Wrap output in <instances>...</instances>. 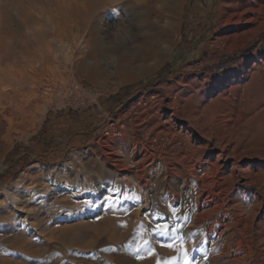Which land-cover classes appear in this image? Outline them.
Wrapping results in <instances>:
<instances>
[{
  "label": "rangeland",
  "instance_id": "374dc122",
  "mask_svg": "<svg viewBox=\"0 0 264 264\" xmlns=\"http://www.w3.org/2000/svg\"><path fill=\"white\" fill-rule=\"evenodd\" d=\"M183 2L175 44L161 63L155 58L138 60L127 80L108 77L123 52L141 42L133 32L101 54L97 82L71 72L74 67L69 65V77L65 83L57 82L47 103L28 101L17 85L0 96V212L6 213L0 220L4 248L0 264H36L25 249L38 248L48 233H55L59 241L47 251L58 264H112L126 254L133 264L142 255H148L150 264H206L200 261V251L205 249L202 240L211 218L195 224L184 198L173 202L162 194L163 163L156 165L159 180L146 188L124 168L135 163L134 150L161 151L156 147L159 141L168 145L167 151L175 150L168 136L158 138L149 131L161 126L172 110L198 111L202 121L212 123L236 102L240 103L236 125L230 129L214 121L215 133L200 150L205 151L203 158L225 157L229 146L219 139L223 135L232 147L264 156V66L253 65L257 56H264V32L241 45L240 39H227L219 29L226 0ZM53 11L43 0H0V20L9 17L15 27H22L26 14L44 24ZM23 39L15 47L20 60L25 59ZM63 55L71 57L72 50L66 47ZM226 89L229 95L218 99ZM25 104L34 108L31 116ZM181 121L177 115L169 122L179 129ZM194 137L195 146L203 142L201 134ZM110 151L121 159L119 165L111 161ZM256 176L264 180V166L261 173L251 167L244 178L235 180L232 190L239 224L248 229L245 238L264 264V245L258 240L264 231L260 225L264 196L260 186L246 183ZM191 193L195 203L196 193ZM117 201L139 219L124 216L116 229L98 232L93 223L110 213ZM164 224L175 231H154Z\"/></svg>",
  "mask_w": 264,
  "mask_h": 264
},
{
  "label": "bare ground",
  "instance_id": "6f19581e",
  "mask_svg": "<svg viewBox=\"0 0 264 264\" xmlns=\"http://www.w3.org/2000/svg\"><path fill=\"white\" fill-rule=\"evenodd\" d=\"M43 1L54 9V14L44 24L36 23L29 14L25 15L22 27H15L9 17L0 20L1 97L7 89H12L17 85L19 93L24 95L28 101L47 103L53 97L57 82L65 83L69 77L68 71L70 70L67 71L69 65L74 67L71 72L84 73L92 83L97 82V66L104 61H101L103 59L101 54L108 47L119 42L121 44V41L133 32L139 35L141 42L135 45L132 50L123 52L117 67L114 64L115 70H112L108 77L121 76L127 80L129 78L127 72L138 60L145 61L155 58L158 63H161L175 44V34L179 27V17L184 5V0ZM226 6L222 12L219 29L227 39H240V44L245 45L257 34L264 32V0H226ZM22 38L24 39L21 48L23 47L22 52L25 54V59L20 60L15 55V47ZM66 47L72 50V56L64 59L63 53ZM77 50H79L78 53ZM256 60L253 65L264 66L263 55L257 56ZM62 67L65 68L64 71ZM61 90L63 89L61 88ZM227 93L229 90L226 89L218 94L217 98L224 100L229 95ZM239 104L236 102V105L223 111V118L215 119V123H222L225 127L233 129L240 115ZM24 106L25 112L31 116L34 113V108L31 104ZM177 115L182 119L179 129L170 125L169 122ZM18 117L16 115L14 118H10V121L16 120ZM213 122L202 121L198 111L178 114L176 110H172L161 126L151 127L149 131H153L158 138L168 136L172 140L175 150L167 151L168 145H163L160 141L156 147H162L161 151L157 149L151 151L148 147L146 150H134L135 163L132 164V168L124 169L134 174L139 184L146 188L152 181L159 180L156 165L163 163L165 172L159 180L162 183V194L171 198L173 202H177L179 197L184 198L183 204L189 212L194 214L195 224L199 223L201 219L211 218L210 221H207V237L202 240V246H205V249L200 251V261H206V264H215L216 262L261 264L256 249L252 248L248 239L245 238L248 229L244 224H239L238 210H236L232 189L236 183L235 180L244 178L251 167H254L257 173H261L264 156L256 152L245 151L240 147H232L230 138L223 135L219 139L229 146L224 152L225 157L203 158L205 151H202L201 154L200 150L206 147L205 141L212 138L215 133ZM2 126L3 123H0V128ZM197 134H201L203 142L195 146L191 141L196 138L194 136ZM186 140L190 142H185ZM109 157L114 165H119L121 159L113 151L109 152ZM242 160H245V163L240 164L239 161ZM147 174H150V177ZM246 183L260 186L264 196V180L262 178L256 176L251 181L246 180ZM103 190L108 191L106 188ZM192 191L196 193L195 203L190 199ZM167 207L169 206L167 205ZM108 210L110 213L93 223L100 233L105 229H116L124 216L132 217L135 220L139 219L138 215H132L133 211L127 213V210L119 205L118 201L114 209L109 208ZM220 210L222 211L220 212ZM5 215L6 213L0 212V220H3ZM125 223L130 225L129 222ZM260 225L264 228L263 223ZM67 228V230H71V227ZM48 234L47 240L45 239L38 248L25 249L26 254L37 259L36 264L59 263L47 256V251L59 242L55 233ZM69 234L71 235V233ZM70 238L72 240V237ZM258 240L259 244L263 246L264 231L260 232ZM64 244L67 245V241ZM3 253L4 248L0 241V262L3 261ZM53 253L55 254V252ZM151 254L153 258L154 253ZM126 255L117 263L112 264H133L126 258ZM137 264H150L148 255L140 256Z\"/></svg>",
  "mask_w": 264,
  "mask_h": 264
},
{
  "label": "snow or ice",
  "instance_id": "6c2138e0",
  "mask_svg": "<svg viewBox=\"0 0 264 264\" xmlns=\"http://www.w3.org/2000/svg\"><path fill=\"white\" fill-rule=\"evenodd\" d=\"M161 229L164 230L165 234L169 231V230H172V231H175V228H171L169 229V226L167 224H164V225H158V227L156 229H154V231L156 232H159ZM169 247H171V245H169Z\"/></svg>",
  "mask_w": 264,
  "mask_h": 264
},
{
  "label": "trees",
  "instance_id": "16d2710c",
  "mask_svg": "<svg viewBox=\"0 0 264 264\" xmlns=\"http://www.w3.org/2000/svg\"><path fill=\"white\" fill-rule=\"evenodd\" d=\"M160 76H164V73H163V71H162V72H160Z\"/></svg>",
  "mask_w": 264,
  "mask_h": 264
}]
</instances>
